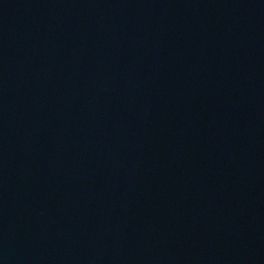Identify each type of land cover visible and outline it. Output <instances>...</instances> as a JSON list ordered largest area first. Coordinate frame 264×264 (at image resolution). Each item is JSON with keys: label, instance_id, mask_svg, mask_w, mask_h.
I'll use <instances>...</instances> for the list:
<instances>
[{"label": "water", "instance_id": "obj_1", "mask_svg": "<svg viewBox=\"0 0 264 264\" xmlns=\"http://www.w3.org/2000/svg\"><path fill=\"white\" fill-rule=\"evenodd\" d=\"M0 264H264V0H0Z\"/></svg>", "mask_w": 264, "mask_h": 264}]
</instances>
